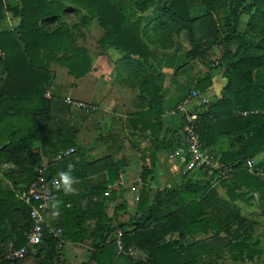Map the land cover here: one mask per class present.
Wrapping results in <instances>:
<instances>
[{
	"label": "trees",
	"instance_id": "obj_1",
	"mask_svg": "<svg viewBox=\"0 0 264 264\" xmlns=\"http://www.w3.org/2000/svg\"><path fill=\"white\" fill-rule=\"evenodd\" d=\"M153 1L14 0L12 4L0 0V20L8 12L18 19L15 28L0 30V73L3 76L0 82V172L11 179L15 188L19 186V190L25 191L34 179L36 168L40 165L39 154L53 158L63 151L74 149L71 156L50 163L49 175L57 176L61 183V188L54 193L56 199L63 200V205L70 202L73 210L76 205L75 197L66 194L69 192L68 181L73 174L70 173L71 167L80 163L77 159L86 163V152L75 143L76 133L69 128L65 119L69 112L68 103L46 96V93L51 86V63L66 67L69 75L80 78L90 71V62L86 51L77 46L71 30L63 23L56 25L60 16L77 11L75 8L84 10L86 16L96 20L103 30L102 46L122 54L126 66L134 63L148 66L152 50L143 39L142 21L137 11H144L146 4ZM161 14L149 25L161 31L162 36L166 37L171 30L177 33L176 26L186 25L190 46L186 59L205 58L207 49L194 36L193 23L206 16L210 18L213 31L211 46L220 48V55L215 61L217 64L213 62L210 70L220 74L225 83L216 99L200 107L197 113L196 125L202 150L205 151L207 147L209 152L215 134H224V137L229 133L235 135V140L240 143L237 151L223 152L218 160L232 170L234 186L238 184L250 188L251 192L246 195L249 198L254 194L259 196V207L264 216V179L257 170L264 167V159L257 161L264 153V83L257 82L255 78L258 70L264 68V0H170ZM244 17L248 18V22L245 29L240 31ZM148 70V74L140 77L139 82L140 93L149 98L148 108L132 115L129 120L136 136L148 141L140 154L141 161L149 159L151 167L144 168L139 174L142 184L138 192L137 214L130 218L131 224L137 225L136 230L123 232L130 224H120L110 229L105 227L110 222L107 219V205L120 194L119 188L110 192L107 188V185L114 184L122 170L121 163L117 161L114 168L112 165L107 169V183L94 187L92 191L99 196L94 204V239L100 238L102 246H95L90 262L112 264L116 247L112 241L106 243L105 236L117 230L123 232L125 247L134 246L146 254L145 262L135 264H199V255L207 248L209 251L204 255L210 264H217L215 259L224 256L226 247L234 260H252L255 252L247 244V239L239 241L234 234H230L231 223L228 222L235 219L232 210L220 209L224 216H220L219 210L217 218H223L219 222L211 217L203 218L206 214L205 200L198 199V196L202 197L210 190L212 178L201 185L185 176V182L180 186L168 183L161 191L158 186L152 191L147 183L156 162L155 154L162 151L170 157L181 146L184 125L182 117L177 114L181 118L180 127L173 131L163 129L161 77L149 66ZM212 77L213 73H210L198 80L191 91L204 95L212 85ZM195 100L197 104L193 110L189 109L190 112L198 108V100ZM51 140H54L53 144ZM33 147L37 148L36 151H33ZM212 154L216 156L217 153ZM248 159L256 160L252 174L245 165ZM4 164L10 165L3 168ZM14 169L21 172L19 180L13 179ZM75 172L82 175L79 171ZM1 183L0 264H19L22 260L7 261L5 256L9 246L18 249L26 243L25 236L31 225L29 207L17 199L9 185L2 186ZM106 192H109V196H104ZM152 192L153 199L150 200L149 194ZM62 212L70 214L68 210ZM57 225L63 230L61 223ZM64 227L65 239L72 232L65 222ZM189 230H211L214 233L211 245L196 241L191 247L180 246L173 250L179 241L172 239H183ZM104 232L106 235L103 237ZM226 236L231 239H226ZM57 243L51 237H44L37 253H28L25 257L37 256L44 244L47 245L48 255H52ZM109 251H112V256H108Z\"/></svg>",
	"mask_w": 264,
	"mask_h": 264
},
{
	"label": "crops",
	"instance_id": "obj_2",
	"mask_svg": "<svg viewBox=\"0 0 264 264\" xmlns=\"http://www.w3.org/2000/svg\"><path fill=\"white\" fill-rule=\"evenodd\" d=\"M75 10L77 11L71 14L79 12L78 10L81 9L75 8ZM88 21L83 24L84 26L80 28V33H78L79 35H77L78 44H82L84 40L86 44L82 45V47L86 50L90 46L89 44H94L93 34H95L97 37L100 34L102 35V33H100L101 30L95 24L96 22L94 20H91V22ZM87 32L90 33L88 34ZM81 34H85V38H83V40L81 37L78 39V36H80ZM177 47L174 46V48L152 49V55L148 60V66L151 67L161 77L162 90L160 95L164 101V114L162 116L161 123L164 130L168 129L170 131L178 129L181 124L180 116L174 112L175 106L185 96H187L191 90H193L194 85L198 80L204 78L207 73H209V71L201 63V61L196 60L197 58L186 59V52L189 49H183L184 51L182 53H179ZM204 47H206V45H204ZM206 49L208 52L209 48L206 47ZM110 50H108V52ZM114 54L116 55V52ZM148 66L144 67L146 71L148 70ZM93 69H95L94 63L92 65V70ZM61 70L64 74L62 76L66 79L70 78L72 81L60 85V82H57L56 80L57 77L55 76V74H51V86L49 92L51 93V98L63 103L64 100L69 99L70 101L83 103L85 105V108H78L65 103L69 107V112L66 115L65 119L69 128L76 133L75 143L80 145L86 152V157H88L87 163H90L89 166H87L89 167L88 169L91 170V168L94 166V174L88 172L87 177L80 178L79 188L72 187V184L74 182L76 183L79 178H76L74 180H72V178H69V192L66 194H70L71 197H75L74 200L77 203V206L75 205L74 210L71 209V206H69L70 202L63 205V200L56 199V195L52 196L51 206L46 215V219L52 224L61 223L63 225L64 231H66L64 227L65 222L67 228L72 232L70 233L71 237L69 236L65 238L63 240V246L59 249L56 247L55 252L52 255H48L47 245L44 244L43 249L37 256L26 257L25 259L20 261L19 264H93L90 262V258L95 251V246L99 247L100 238L94 239V230L96 226V220H94V204L98 201L99 196L94 194V192L92 191L94 187L107 183L109 178L107 169L111 168L112 165L116 164L117 162L114 161V163H107V157L112 154H102V152L106 153V151L112 150L111 144L115 143L114 139L112 138V141L114 142L109 141L105 143V140L100 139L96 141V139L94 138V128L91 127L93 125L92 122L94 118H90L94 117V104H97V107L95 108L98 109L99 115H106L107 118L115 119H119L125 116L132 117V115L145 111L148 108L149 104V98L145 94L140 93V83L136 80H132V83L124 82L120 85H109L108 89L104 91L105 93L99 96L96 95L94 97V89H92L94 88V84L92 83V81H89L88 84H85L86 91H84L83 89L84 85H82L81 88L82 80L89 79L91 74L94 75L93 71H91L88 76L76 80L73 77L67 76L64 69ZM109 70L113 73L115 71L114 66L112 68L108 67V71ZM127 71H129L128 68ZM211 82V87L206 89L204 95H202L210 99L219 95L224 85V79L221 78L220 74L216 73L212 77ZM217 85L220 87L216 88ZM196 104L197 101L195 99L192 100L189 109L193 110ZM83 113H85V115H87L89 118L86 123L81 122V120L83 119ZM77 117L81 120H77ZM218 135L220 136H217L215 134L211 139V141L213 139L215 140L212 141L211 145L209 146V152L207 151L208 148H205V152H207L216 160L221 157V153L237 151V148L240 146V143L235 140V135L233 133H229V136L227 137H224V134ZM127 137L130 141H128V139L124 140V138H122V141H125V145H127V143H133V145L137 148L135 149V151L138 152L139 148V153L148 145V141L146 139H143V137H138L136 135L130 136V134H128ZM51 143L53 144L54 140H51ZM125 145H119L118 143V146L120 147ZM36 149V147H33V151H36ZM123 149L124 148H122V151L126 153V149ZM97 153L98 155H96ZM212 153L217 154L215 156ZM138 156L140 155L138 154ZM119 157L120 155H117L116 158ZM124 157L127 159V156L124 155ZM155 160L156 162L154 167L152 168V174L150 175L151 178H149L147 181L152 189H155L156 184L160 185L171 183L174 186H180L185 182V176L186 179H190L192 181L199 182L202 179L200 176L202 174L196 173L197 175L195 174V177H192L193 174H188L185 167L180 162L170 159V157L162 151L155 154ZM144 164H142V167L140 168L139 165L134 164L132 163V161L127 159V163H121V172L123 174H120L119 172L118 178L114 182V184L107 185L109 192L110 190L119 188L120 194L118 193L117 197L107 205V219L110 222L106 224L105 227H109L110 229L120 224H130V227L124 229L123 232L132 233L134 230H136L137 225H132L130 218L137 214L136 209L138 200H136V197L140 199L138 192L140 190L142 182L138 174L142 171L143 168H151L149 159H146V161H144ZM8 166L9 165L4 164L2 167L5 168ZM96 167L99 168L97 169ZM17 178L18 171L15 172L13 179ZM0 181L2 182V186L9 185L12 190L13 188H18L17 191H19L20 189L19 186L15 188L16 186H13L11 179L4 176L2 172H0ZM83 183H85V185L82 187L81 185ZM211 187L210 190L205 192L202 197L198 196V199L202 198V200H205L204 209L206 211V214L203 217L204 219L210 218L208 217L209 205L211 203L210 196L213 195ZM132 188H134L135 190L132 191ZM23 192L24 191H22V193ZM214 195H216L215 192ZM149 199H153V192L149 194ZM65 210H68V213L70 212V214L62 212ZM113 232L114 231H112V233ZM209 232H211V230H208L207 232H202L201 230L193 232L192 230H189L188 233L183 236V239H172L173 241H179V243H177V245L173 247V250H176L180 246H183L184 248L191 247L196 241H198L199 243L205 241L207 244L211 245L212 235L209 234ZM105 235L106 233L103 235V237ZM110 235L113 236V234L105 236L106 243L112 240V237ZM80 238L82 240H79ZM100 246H102V244ZM139 251V254L133 257L118 256L116 254L112 264H135L138 261L145 262L146 254L141 250ZM206 251H209V248L205 249V252ZM204 253L201 252V254L199 255L200 258L198 260V263L210 264L208 257L204 255ZM215 261H217L218 264L221 259H215Z\"/></svg>",
	"mask_w": 264,
	"mask_h": 264
},
{
	"label": "rangeland",
	"instance_id": "obj_3",
	"mask_svg": "<svg viewBox=\"0 0 264 264\" xmlns=\"http://www.w3.org/2000/svg\"><path fill=\"white\" fill-rule=\"evenodd\" d=\"M5 1H8L9 3H12V4L15 3L14 0H5ZM169 1L170 0H163V1L158 2L155 0L151 3H147L146 9L144 11L142 12H139L140 10L137 11V16L142 21V28H143V34H144L143 39L145 40V42H147L151 50L161 49V48H174V46L176 47L178 46L177 48H178L179 53H182L184 51L183 49L190 48L187 37H186V29H185L186 25L176 26L175 29H177L178 32L174 33L171 30L169 34H166L167 35L166 37L162 36L163 33L161 31L156 30L155 28H153V26L149 25L150 21L155 19L157 15L158 16L162 15L161 13L163 11V7L166 4H168ZM191 1H197V0H191ZM78 11L79 12H76L74 14H69L67 16L65 15L60 16V18L57 21L58 23L56 25L63 23L68 29H70L74 35L77 46L81 49H84L89 58L90 71L80 78L73 77L74 79L79 80V79H82L88 76L91 73V71L94 72V75L91 74L92 76L90 75L89 79L82 80L81 88H82V85H84L83 89L84 91H86L85 84H88L89 81H92V83L94 84V88L92 89H94L93 91H94V97H95L96 95L99 96L105 93L104 91L108 89L109 85H112V84L120 85L124 82L132 83L133 82L132 80L134 81L136 80L140 82V77H143V75L148 74V70L146 71V69L144 68L147 66L140 64L141 62H139L136 59H133V60L136 62H139L140 65H136L133 62L134 63L133 65L131 64L129 66H126L127 64L124 63V60H123L124 58L122 54L118 53L115 49H112L110 47H104L100 44V40L103 38L104 32L99 27L98 22L94 19H91L85 16L86 12L84 10L81 9ZM91 20H94L96 22L95 24L101 30L100 33H102V35L100 34L97 37L95 34H93L94 44H89L90 46L88 47L87 49L88 51H87L85 48L82 47V45L86 44L85 41L83 40V38H85V34H81L80 36H78V39L80 37L82 38L83 40L82 44H78L77 35H79L78 33H80V28L84 26L83 24L86 21L91 22ZM247 22H248V18L244 17L242 19L240 31H243L245 29ZM17 23H18V19L12 17V15L8 12L4 16V18L0 20V30L13 29L16 27ZM193 32H194V36L197 37L199 40H201L203 42V45H206V47L209 48L207 54L204 56L205 58H197V59L194 58V59L198 61L200 60L201 63L207 68V70L209 71L207 75H209L210 73H213V76H214L217 72L216 71L212 72L210 70V67L212 66V63L215 62L217 58L219 57L218 54H220V48L217 46H211L210 38L211 36H213V33H212L213 31H212L210 18L206 16L205 18L196 20L193 23ZM87 33L89 34L90 32H87ZM169 43L172 44L171 47L168 46ZM108 50L110 51L108 52ZM115 52H116V55L114 54ZM93 63H94L95 69L92 70ZM113 66L115 68V71L112 73L110 72V70L108 71V67L112 68ZM127 68L129 69V71H127ZM61 69H64L66 71L67 76L72 77L71 75L68 74V69L66 67L61 66L56 63H51L49 65L50 73L55 74V76L57 77L56 80L57 82H60V85H63V83L72 81L70 78H68L70 79L68 80L62 76L64 74ZM135 74H137V77H135ZM2 77H3L2 73H0V82H1ZM93 78H94V82H93ZM255 78L257 82H260L262 84L264 83V68L258 70V74L256 75ZM224 83H225V80H224ZM218 85L216 88L220 87ZM46 95L51 97V93L49 92V90L46 93ZM214 99H216V97H212L211 99L208 98L209 103L211 100H214ZM108 106H113V105H108ZM95 107H97V104L96 105L94 104V117H90L91 119L94 118L92 122L93 125L91 126L92 128H94V138L96 139V141L100 139L105 140V143L109 141L110 142L115 141L114 144H111L112 150L110 151L108 150L106 151V153L102 152V154H109V155L112 154L107 157L106 162L114 163V161H119L120 163H127V159H128L132 161V163L139 165L141 168L144 162L141 161V154L139 153V148L137 152L135 151V149L137 148L133 145V143L131 144L127 143V145H125V141H124L125 139H128L127 137L128 134H130V136L136 135L135 132L132 131L130 124H129L130 116L121 117L119 119L107 118L106 115L104 116L99 115L98 114L99 111ZM82 115H83L82 120L79 119L78 117L76 119L81 120V122L83 123H86L89 120V118L87 115H85V113H83ZM112 138L114 139V141H112ZM122 138H124L123 141H122ZM128 141L130 140L128 139ZM118 143L119 145H125L126 147L125 146L120 147L118 146ZM122 148L126 149V153L122 151ZM122 154L127 156V159ZM138 154L140 156H138ZM96 155H98V153ZM117 155H120V157L116 158ZM69 156H71V154L65 157L67 158ZM85 159H86L85 164L81 163L82 160L79 161V159H77V162H80V163H76L77 166L71 167L72 171L70 173H73L71 174L72 180L79 178L76 183L74 182L72 184V187L79 188L80 178L87 177L88 172L94 174V168H93L94 166L91 168V170H89L88 169L89 167H87L90 164V163H87L88 157L85 156ZM263 159H264V153L259 156L257 161H262ZM250 160H252L254 162V165H256L255 164L256 160L254 159H250ZM84 165L86 166L85 169L83 168ZM79 166L81 167V169L79 168ZM96 168L98 169L99 167H96ZM113 168H114V165H113ZM257 170L259 172L264 171V167L262 169L259 168ZM16 171H18L17 179L19 180L20 179L19 176L21 175V172L18 169H14V174ZM75 171H79L82 175L79 176L77 174L78 172H75ZM120 174H123V173L120 172ZM192 174H193L192 177H195L196 173H192ZM231 174L226 179L227 180L226 182L220 183L221 181H224V180H219V181L214 182V180L211 179L210 183H211V186H213L211 187L213 195L210 196L211 203L209 205V213H208L209 216L208 217H211L212 219H214V221L219 222V221H222L223 219L221 217L217 218L219 217L218 215H220L219 212L221 213L220 216L222 217L224 216L223 211H221L220 209L223 208L226 210H232V212L235 213V219L232 220V222H228L229 224L231 223L229 225L230 234H234L237 240L239 241L243 239H247V244L250 246L251 250L255 252V255L253 256L252 260H248V259H245L244 261L234 260L231 257L232 254L229 252L228 248L226 247V249L224 248L225 254L223 257H221V261L218 264H264V216L261 215V208L259 207V196L257 197L255 196V194L251 198H249V196H246L249 192H251V189L245 185L237 186L238 184H236L234 186L232 170H231ZM200 176L202 178L201 181H199L201 185L204 184L206 180L210 179L209 177L205 175H200ZM84 185L85 183H83L81 186L83 187ZM157 186L162 187V186H165V184H160V185L156 184L155 188ZM151 190L154 191L155 189L151 188ZM13 191L17 199H19V196L21 195L22 191L21 190L17 191V189H14V188H13ZM214 192L216 195H214ZM76 206H77V203H76ZM114 233L115 231L111 234L114 235ZM209 234L213 235L214 233L209 232ZM111 237L113 238V236ZM226 239L230 240L231 237L226 236ZM61 240H64V229H63V234L61 236ZM56 247L58 248L57 245ZM9 248H13V247L9 246ZM108 256H112V251L108 252Z\"/></svg>",
	"mask_w": 264,
	"mask_h": 264
},
{
	"label": "built area",
	"instance_id": "obj_4",
	"mask_svg": "<svg viewBox=\"0 0 264 264\" xmlns=\"http://www.w3.org/2000/svg\"><path fill=\"white\" fill-rule=\"evenodd\" d=\"M217 64L216 62L214 63ZM193 99L198 100V108L195 112H190L189 108ZM65 103L73 107L85 108L83 103H77L64 100ZM209 103V100L196 91H191L185 96L174 108V112L179 114L183 119V135L181 139V146L170 156V159L178 160L190 173H201L215 181L226 180L230 174L231 169L218 160L213 158L207 152L202 150L199 134L197 131V113L200 107ZM245 115V113H243ZM73 153V150H67L59 153L53 158L46 157L39 154L40 165L36 168L34 179L28 184L26 190L19 196V200L29 207L28 218L30 221V228L26 233V243L23 247L18 249L10 248L5 256L7 261L22 260L30 253L35 255L37 248L43 243L44 237H51L57 240L58 248L64 244L61 240L63 230L57 224H52L47 221L46 215L51 206V199L55 192L61 188L60 180L55 176L49 175V167L51 162L60 161L65 156ZM249 173L255 172L254 162L250 159L245 162ZM264 179V171L258 172ZM160 191L165 186L157 187ZM135 189L132 188V191ZM104 196H109L106 192ZM136 200L138 198L136 197ZM123 232L117 230L113 235L112 242L116 247V254L118 256L133 257L139 254V249L134 246L125 247L123 244Z\"/></svg>",
	"mask_w": 264,
	"mask_h": 264
},
{
	"label": "clouds",
	"instance_id": "obj_5",
	"mask_svg": "<svg viewBox=\"0 0 264 264\" xmlns=\"http://www.w3.org/2000/svg\"><path fill=\"white\" fill-rule=\"evenodd\" d=\"M65 182H67V181H65Z\"/></svg>",
	"mask_w": 264,
	"mask_h": 264
}]
</instances>
